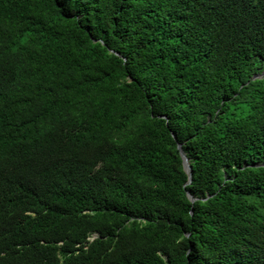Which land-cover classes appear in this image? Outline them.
<instances>
[{
	"label": "trees",
	"instance_id": "trees-1",
	"mask_svg": "<svg viewBox=\"0 0 264 264\" xmlns=\"http://www.w3.org/2000/svg\"><path fill=\"white\" fill-rule=\"evenodd\" d=\"M263 70L264 0H0V264H264Z\"/></svg>",
	"mask_w": 264,
	"mask_h": 264
},
{
	"label": "water",
	"instance_id": "water-1",
	"mask_svg": "<svg viewBox=\"0 0 264 264\" xmlns=\"http://www.w3.org/2000/svg\"><path fill=\"white\" fill-rule=\"evenodd\" d=\"M263 77H264V70H263L261 73H259V74H255V75L251 78V80L262 79ZM177 148H178L179 153H180V156H181V158H182V163H183L184 170H185V172L188 174V177H189L188 184H189L190 181H191V177H192V168H191V166H190V163H189L188 158L186 157V155L184 154V152H183V150H182V148H181V145L178 144V145H177ZM263 163H264V162H263ZM258 166H264V164H263V165H256V167H258ZM187 196H188V199L190 200L191 203H194V202L197 200V198H194V197L191 196L189 193L187 194ZM94 237H96V236H94Z\"/></svg>",
	"mask_w": 264,
	"mask_h": 264
}]
</instances>
